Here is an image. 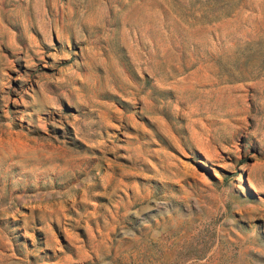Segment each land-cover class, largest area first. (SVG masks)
<instances>
[{
    "label": "rangeland",
    "instance_id": "obj_1",
    "mask_svg": "<svg viewBox=\"0 0 264 264\" xmlns=\"http://www.w3.org/2000/svg\"><path fill=\"white\" fill-rule=\"evenodd\" d=\"M0 264H264V0H0Z\"/></svg>",
    "mask_w": 264,
    "mask_h": 264
}]
</instances>
